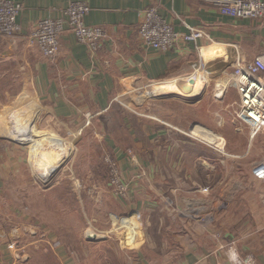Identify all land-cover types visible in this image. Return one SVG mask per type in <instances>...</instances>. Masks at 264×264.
I'll return each mask as SVG.
<instances>
[{"label":"crops","instance_id":"0c3cea01","mask_svg":"<svg viewBox=\"0 0 264 264\" xmlns=\"http://www.w3.org/2000/svg\"><path fill=\"white\" fill-rule=\"evenodd\" d=\"M14 1L23 4L17 35L27 37L38 21L59 16L72 1H85L90 6L86 23L101 25L107 32L92 54L67 27L60 52L52 58L28 41L20 55L5 56L7 44L0 42V62L21 61L38 98L35 105L33 98L28 99L30 113L18 108L19 113H14L16 122L25 121L27 114L25 122L31 127L27 133L15 126L19 137H38L37 122L49 114L68 124L91 120L109 139L129 189L125 198L113 195L117 210L111 213L116 218L120 208L128 213L120 221L129 233L123 236L115 229L107 237L87 239L83 215L74 226L68 212L60 218L58 230L39 227L25 205L33 180L26 169L27 157L0 139V227L8 231L9 240L17 241L12 248L0 243V264H225L232 245L242 255L252 254L254 264H264V180L252 173L253 165L264 160V132L252 138L249 128L236 119L237 90L228 88L223 98L214 92L213 100H191L187 103L191 109L182 112L174 101L165 99L170 102L167 107H156L162 118L158 122L150 120L148 113L134 115L124 98L130 90L140 100L165 94L168 84L136 90L157 81H177L180 88L199 94L204 84L224 77V69L238 56L250 60L264 51V19L223 14L208 0ZM155 2L177 30L203 27L212 40L182 41L170 50L144 45L137 35L138 11ZM214 53L222 60L211 71L201 68L195 84L190 77L199 58L205 61L206 54ZM215 81L217 91L224 94L227 81ZM190 125L218 132L225 145L216 149L192 138L182 130ZM53 131L54 126L39 137L52 138ZM56 131L66 137L65 129ZM239 137H243L240 144L230 145ZM120 139L138 147H127ZM76 197L84 207L81 189ZM93 197L104 201L101 195Z\"/></svg>","mask_w":264,"mask_h":264},{"label":"rangeland","instance_id":"374dc122","mask_svg":"<svg viewBox=\"0 0 264 264\" xmlns=\"http://www.w3.org/2000/svg\"><path fill=\"white\" fill-rule=\"evenodd\" d=\"M208 56L210 57H207L206 54L205 61L199 58L198 65L194 69V76L190 77L194 82L198 81L197 68L201 67L203 71H211L209 69L217 65L218 56L215 53ZM227 69L231 70L232 66H227ZM221 78L223 77L214 78L212 82L204 84L199 94L189 92V89L185 87L180 88V84L177 85V81H157L151 82L149 85L137 86L138 89H135L140 90V88L146 89L153 85L168 84L166 85V89L164 87L165 94L148 95L140 100L137 93L130 90L124 95V98L131 103L130 107L132 110L129 111H132L134 115L140 116V112L148 113L147 115H149L150 120L158 122L162 118L158 117L156 113L159 112L156 108L157 104L160 108H164L168 106L167 103L174 101V105L181 112L184 110L188 111L191 108H188L187 103H190L191 100L201 97H206V100H213L215 80H221ZM169 86H178V88L174 90L173 87L169 88ZM3 89L5 90L2 92ZM34 92L31 78L28 76V71L21 61L0 62V139L10 147L20 148L21 152L27 157L26 163L28 166H26V169L33 180L27 188L29 200L25 205L28 211H31V215H34L33 218L37 222V225L39 227H54L58 230L60 228V218L65 219L66 212H68L70 224L74 226L78 224V221L79 224L81 223L80 216L83 215L85 230L89 229L87 239H89L88 235L90 233H95L94 230L98 234L96 235L95 233V237L98 238L109 236L115 232V229L118 232L123 231V236L128 235L129 230L120 221V218L127 219L128 213H124L125 211L120 207L119 211H122V213L117 217L118 219L114 217V213H111V211L117 210V201L113 196L114 191L109 183L110 169L105 161V155L110 153L113 156V154L110 151L109 139L105 138L102 132L100 133L99 130H96V123L94 124L93 121L87 120L83 125H80L82 123L68 124L55 117L51 118V115L46 114L37 122L38 127L34 133L38 137L22 138L17 134L15 126H17V129H21L27 133L31 129L28 122H25L27 114L23 116V120L25 121L16 122L14 120V113L17 111V108L30 113L28 99L33 98V104H38V98ZM165 99H170V102H167ZM3 104L4 107L2 106ZM152 108H154L153 111H150ZM193 111L195 110L193 109ZM58 121L62 123L63 128L60 127ZM53 126L54 136L52 138L39 137V135H42V131L50 130ZM56 128L58 130L65 129L66 137L60 136ZM23 131L20 132L22 135H24ZM242 140L243 137H239L238 139L233 138L230 145L236 146ZM127 141L129 140L127 139ZM127 141H125L127 147L137 145ZM219 142H221L220 138ZM47 167H49V171L43 173ZM27 172L25 170L24 174ZM43 177L46 179L49 177V179L45 180ZM82 181L84 186L80 187ZM94 183L97 184L93 185ZM79 189L86 196L84 207L82 202H78L76 197ZM96 195H101L104 201H96L93 197ZM132 223L134 222L132 221ZM111 228H113V232L109 231ZM97 229L100 231L97 232Z\"/></svg>","mask_w":264,"mask_h":264},{"label":"built area","instance_id":"2783aa9c","mask_svg":"<svg viewBox=\"0 0 264 264\" xmlns=\"http://www.w3.org/2000/svg\"><path fill=\"white\" fill-rule=\"evenodd\" d=\"M218 7L221 13L238 18L264 19V0H208ZM90 6L85 1H72L57 17H46L38 21L37 25L27 36L28 44L37 47L47 57H55L60 52V38L69 27L77 40L84 43L93 54L102 46L107 36L101 25L87 24L85 14ZM23 10V4L14 0H0V42L5 35H16L21 26L18 17ZM139 21L136 26L137 35L142 43L159 50H170L180 42H195L200 38L212 40L210 33L203 27L188 26V31L182 32L174 27L160 11V3H152L138 11ZM200 50V47H198ZM232 69L223 71V78L227 81L224 94L217 91L215 95L223 98L230 87L238 93L234 113L240 123L245 124L253 138L264 132V51L250 60L240 56L231 64ZM201 67L197 68L198 77ZM210 70V69H209ZM188 78V75H187ZM223 79V80H224ZM187 135L202 141L206 145L222 149L225 140L218 132L208 128H198L190 125L182 129ZM224 140L219 142V137ZM105 161L110 169V179L114 194L125 198L129 194L126 182L118 161L110 154L105 155ZM255 177L264 180V160L256 162L252 167ZM205 190H207L205 188ZM123 219V218H121ZM14 242V241H13ZM9 240V233L0 227V243H8L12 248L16 246ZM252 254L242 255L235 246L229 247L228 262L225 264H254Z\"/></svg>","mask_w":264,"mask_h":264},{"label":"water","instance_id":"95a60500","mask_svg":"<svg viewBox=\"0 0 264 264\" xmlns=\"http://www.w3.org/2000/svg\"><path fill=\"white\" fill-rule=\"evenodd\" d=\"M26 41H27V37L17 35V34L16 35H5V36H3L1 39V43L5 42L7 44L5 56H18V55H20L21 54L20 51L23 48V46L25 45ZM39 110L40 109H38V111ZM57 168H58V166H57ZM44 179L48 180L49 178L48 179L44 178ZM88 238L89 239H95L96 238L95 233H93V232L90 233L88 235Z\"/></svg>","mask_w":264,"mask_h":264},{"label":"bare ground","instance_id":"6f19581e","mask_svg":"<svg viewBox=\"0 0 264 264\" xmlns=\"http://www.w3.org/2000/svg\"><path fill=\"white\" fill-rule=\"evenodd\" d=\"M181 91H182V89H181ZM183 92V91H182ZM190 92V91H189ZM183 93H185V92H183ZM193 93V92H192ZM193 96V95H192Z\"/></svg>","mask_w":264,"mask_h":264}]
</instances>
